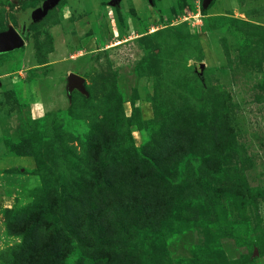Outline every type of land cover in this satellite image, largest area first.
I'll return each instance as SVG.
<instances>
[{
    "label": "rangeland",
    "instance_id": "rangeland-1",
    "mask_svg": "<svg viewBox=\"0 0 264 264\" xmlns=\"http://www.w3.org/2000/svg\"><path fill=\"white\" fill-rule=\"evenodd\" d=\"M41 1L0 0V264H264V0Z\"/></svg>",
    "mask_w": 264,
    "mask_h": 264
},
{
    "label": "water",
    "instance_id": "water-1",
    "mask_svg": "<svg viewBox=\"0 0 264 264\" xmlns=\"http://www.w3.org/2000/svg\"><path fill=\"white\" fill-rule=\"evenodd\" d=\"M60 0H42L40 4L30 7L25 11L24 24L26 30L29 27V23L39 21L44 18L50 9L57 5ZM150 2L152 0H149ZM211 0H204V7L207 6ZM113 3L118 4L120 0H112ZM25 44L24 37L21 33L12 25L7 29L0 31V53L13 51L20 49ZM202 67L204 64H201ZM74 88H78L82 92H87L85 85V78L76 74L70 73L67 78V91L70 93Z\"/></svg>",
    "mask_w": 264,
    "mask_h": 264
},
{
    "label": "bare ground",
    "instance_id": "bare-ground-1",
    "mask_svg": "<svg viewBox=\"0 0 264 264\" xmlns=\"http://www.w3.org/2000/svg\"><path fill=\"white\" fill-rule=\"evenodd\" d=\"M152 31H154V29L152 30ZM122 41H117L116 43H114L113 45H115V44H119V43H121ZM111 46V44L109 45V47Z\"/></svg>",
    "mask_w": 264,
    "mask_h": 264
},
{
    "label": "flooded vegetation",
    "instance_id": "flooded-vegetation-1",
    "mask_svg": "<svg viewBox=\"0 0 264 264\" xmlns=\"http://www.w3.org/2000/svg\"><path fill=\"white\" fill-rule=\"evenodd\" d=\"M40 3H41V2H40ZM40 3H39V4H40Z\"/></svg>",
    "mask_w": 264,
    "mask_h": 264
}]
</instances>
